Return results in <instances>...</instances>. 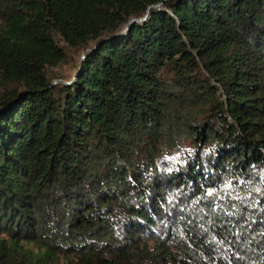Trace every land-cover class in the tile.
I'll return each instance as SVG.
<instances>
[{
    "label": "trees",
    "instance_id": "obj_1",
    "mask_svg": "<svg viewBox=\"0 0 264 264\" xmlns=\"http://www.w3.org/2000/svg\"><path fill=\"white\" fill-rule=\"evenodd\" d=\"M0 264H264V0H0Z\"/></svg>",
    "mask_w": 264,
    "mask_h": 264
},
{
    "label": "rangeland",
    "instance_id": "obj_2",
    "mask_svg": "<svg viewBox=\"0 0 264 264\" xmlns=\"http://www.w3.org/2000/svg\"><path fill=\"white\" fill-rule=\"evenodd\" d=\"M62 73H63L64 75H71V74H72V69L70 68V65H67L66 67H64V68L62 69ZM58 82H61V80H56V81H54V83H58Z\"/></svg>",
    "mask_w": 264,
    "mask_h": 264
},
{
    "label": "water",
    "instance_id": "obj_3",
    "mask_svg": "<svg viewBox=\"0 0 264 264\" xmlns=\"http://www.w3.org/2000/svg\"><path fill=\"white\" fill-rule=\"evenodd\" d=\"M136 21V20H135Z\"/></svg>",
    "mask_w": 264,
    "mask_h": 264
}]
</instances>
